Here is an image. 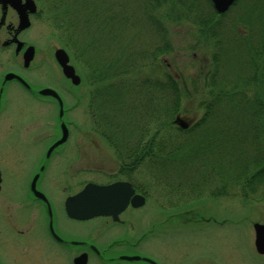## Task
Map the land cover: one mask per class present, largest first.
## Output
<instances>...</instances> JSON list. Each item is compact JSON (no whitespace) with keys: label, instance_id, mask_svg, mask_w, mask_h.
Wrapping results in <instances>:
<instances>
[{"label":"trees","instance_id":"obj_1","mask_svg":"<svg viewBox=\"0 0 264 264\" xmlns=\"http://www.w3.org/2000/svg\"><path fill=\"white\" fill-rule=\"evenodd\" d=\"M46 1L53 34L70 56L93 52L86 81L109 84L96 92L127 107L136 91L145 105L128 112L144 117L155 90V161L180 167L166 178L197 194L264 201V0H236L226 33L228 12L216 14L210 0ZM180 22L191 23L209 50L188 83L163 59L172 51L171 23ZM185 97L197 98L201 114L183 130L172 118Z\"/></svg>","mask_w":264,"mask_h":264},{"label":"flooded vegetation","instance_id":"obj_2","mask_svg":"<svg viewBox=\"0 0 264 264\" xmlns=\"http://www.w3.org/2000/svg\"><path fill=\"white\" fill-rule=\"evenodd\" d=\"M16 2L19 10L27 14L30 26L19 29V11L9 2H0V98L6 85L15 82L26 93L43 99L38 94L42 87L34 86L26 72L33 63L35 67H43L47 63V51L43 50L42 54V48L24 35L43 17L39 15L37 3V10L31 12V4L26 5L25 0ZM31 45L34 46L33 58L25 67L23 54ZM9 64L14 66L6 68ZM8 72L17 74L28 86L16 78L3 81ZM84 84L87 85L81 82L66 88L73 96V108L82 112L80 106L87 101L89 126L82 124L84 129H81L79 121L74 122L70 160L68 156H59L50 162L57 148L48 156L46 149L38 170L28 180L17 183V192L0 194V264H235L228 259L208 257L204 238H201L204 224L212 221L217 228L226 222L225 218L217 219L200 209H155V129L151 134L146 132V138L141 122H137L136 129L129 130L130 133L117 128L102 130L95 115L94 84L88 86L91 98L85 97L83 102L87 92L86 88L80 91V85ZM54 89L61 95L59 89ZM152 121L155 127V106ZM55 132L54 140L60 136L59 123L55 124ZM64 160L67 162L59 169L62 177L59 180L66 183L63 190L70 189L71 193L53 202L44 190L43 172L48 164L57 167ZM17 162H21V158H17ZM145 170L153 175L151 183L146 185L142 179ZM0 173L1 192V169ZM37 173L34 187L46 200L32 191V179ZM52 182L57 187V181ZM87 183L119 185L111 193L91 195L93 206L104 207L103 212L88 218H73L65 209L66 198ZM39 215L45 217L44 238L32 232L35 216ZM171 238L176 256L163 252L157 256L155 242L166 249ZM251 244L250 257L242 264H264V246L262 251L255 248L254 234Z\"/></svg>","mask_w":264,"mask_h":264},{"label":"rangeland","instance_id":"obj_3","mask_svg":"<svg viewBox=\"0 0 264 264\" xmlns=\"http://www.w3.org/2000/svg\"><path fill=\"white\" fill-rule=\"evenodd\" d=\"M46 2L43 1L41 4L47 13L45 7L47 5ZM232 17V12L223 17L221 30L224 33L228 32L231 23L228 19ZM171 24L170 38L172 40V51L170 54L163 56V59L171 65V71L174 74H180L183 82L188 83V77L203 68V62L207 60L209 50L198 44L197 41L201 39L195 38V27L191 23L180 22ZM53 32L54 28L51 24V18L47 16L44 22H37L32 29L24 34L26 38L36 41L37 46L42 48H39L42 54H44L43 50H46L48 53L47 63L43 67L39 65L35 67V63H33L31 70H27L26 76L34 86H48L62 91L61 98L64 103L63 120L71 128L72 135L74 133V122L77 123L79 121L81 129H84L82 124L89 127L87 125V101L84 102L85 97H88L89 87L85 84L83 86L80 85V91L86 88L85 90L87 92L83 96L84 105L80 106L82 109V112H80L77 107L73 108V96L66 91L67 87L71 86L72 88V84L62 78L58 68L52 63L53 49L58 46V41ZM40 51H38V55H40ZM92 55L93 52H87L84 57L87 61L92 62L91 65H94L97 61L93 59ZM110 55L109 50H104L101 54L103 59L105 57L108 58ZM13 66L14 64H9L6 65V68ZM106 82L95 84L96 89L105 87V91ZM73 90L75 89L73 88ZM130 94L133 95V98L127 102V107L126 103L120 107L119 103L111 104L110 100L104 96V92H97V97H99V99L96 98L97 101L95 103L97 123L101 124L104 128L110 129V121L111 128L114 126V129H126L128 133H130L129 130H134L133 125L135 123L132 120L141 118H138V114L129 113L128 111H131L132 107L135 108L134 105L140 106L143 102L136 91ZM154 100L155 98L151 99L150 102H146V104H152V108L151 112L146 109L148 118H142L145 123L143 127L146 129L147 134H151L155 129L153 127V121H151L155 106ZM143 104L145 105V103ZM179 113L186 120L199 118L201 110L198 107L197 98H183L180 101ZM57 114L58 106L51 98H35L32 94L26 93L15 82L6 85L0 98V169L2 172L0 194L17 192V183L21 180H28L38 170L43 154L56 136L55 124L58 120ZM165 134L169 136L173 133L168 131ZM40 135H42L41 138L33 141L35 137ZM72 142L73 135L68 142L53 151L50 162H54L59 156H68L70 160L73 146ZM17 158H21V162H17ZM65 165V160L60 162L57 166L58 168L53 166V164H48L47 169L43 172L46 180L43 183L44 190L53 202L62 200V197L67 193H71L70 189L63 190L66 183L62 184L59 180L62 178L59 169ZM168 165L170 169L166 171V174L171 175L175 164ZM157 166L155 165V201L157 205L159 204V207L155 209H200L206 215L211 214L217 217V219L225 218L226 222L217 226V228L212 221L203 226L204 236L201 238H204L203 242L207 249L208 257L228 259L235 264H242L244 261H248L250 247L252 245L251 227L254 222H262L264 220V201H243L238 195L222 197L218 201L211 197H202L194 200V197L191 196L197 193L195 188H189L188 190L182 182L180 185L176 181L170 182L165 174L160 172L162 169H158ZM176 173L177 169L175 168L174 175ZM152 178L153 175L147 174L145 170L142 178L143 183L145 185L150 184ZM52 180L57 181V187L53 185ZM171 204L176 205V207ZM44 224L45 217H41L40 215L35 216V221L32 226L33 234L44 238ZM200 239L199 242L201 241ZM168 241V246L165 244L167 246L166 249L163 248L161 243L155 242V253L157 256H160L161 252L167 253L170 257L176 256V251L172 249L174 246L173 239L171 238Z\"/></svg>","mask_w":264,"mask_h":264},{"label":"water","instance_id":"obj_4","mask_svg":"<svg viewBox=\"0 0 264 264\" xmlns=\"http://www.w3.org/2000/svg\"><path fill=\"white\" fill-rule=\"evenodd\" d=\"M214 9L221 13L224 12L234 0H211ZM32 50V48H29ZM55 57L59 65L61 66L63 75L70 79V81L73 84H77L79 82V77L75 74L74 68L72 65L68 64V57L63 49H57L55 51ZM30 59L29 57H26V61ZM12 76H15L13 74H7L6 79L11 78ZM40 94L43 95H50L57 99L59 104V117L62 116V102L57 93L50 89V88H44L39 91ZM175 122H177L181 127H186L187 123L181 120V118L177 115L175 117ZM61 137L54 142L48 149L47 154L56 146L61 144L65 141L67 136V128L64 125V123H61ZM37 178V174L33 177L32 180V189L35 194H38L39 196L43 197L41 194L35 191L34 189V181ZM109 190V187H100L95 185L88 184L81 192L77 193L76 195L69 197L66 200V210L69 213L70 216L78 217V218H87L95 213H97V208L92 206V202L90 200V195L93 192H96L98 194H105ZM44 198V197H43ZM255 232H256V239L255 244L257 246V249L259 251L263 250L262 244L264 243V225L262 224H254Z\"/></svg>","mask_w":264,"mask_h":264}]
</instances>
